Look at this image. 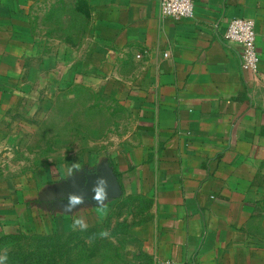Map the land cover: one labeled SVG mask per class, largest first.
<instances>
[{
	"label": "crops",
	"instance_id": "0c3cea01",
	"mask_svg": "<svg viewBox=\"0 0 264 264\" xmlns=\"http://www.w3.org/2000/svg\"><path fill=\"white\" fill-rule=\"evenodd\" d=\"M233 18L255 24V73L223 41ZM56 72L115 101L126 131L69 175L48 166L34 189L0 193V239L23 213L35 219L34 203L70 224L92 214L77 231L91 264H264L248 232L264 203V0H195L181 21L163 17L160 0H0V123ZM117 207L129 217L106 237L104 262L97 209Z\"/></svg>",
	"mask_w": 264,
	"mask_h": 264
},
{
	"label": "rangeland",
	"instance_id": "374dc122",
	"mask_svg": "<svg viewBox=\"0 0 264 264\" xmlns=\"http://www.w3.org/2000/svg\"><path fill=\"white\" fill-rule=\"evenodd\" d=\"M55 74L45 84L42 80L40 88L21 95L18 111L3 114L0 193H5L9 186L34 189L39 171L48 166L69 175L76 171L74 165L83 154L106 156L120 147L126 127L116 102L76 83L68 72L62 79L59 72ZM32 207L35 219L28 221L27 213H23L16 232L0 239V257L7 254V261L0 260V264H91L93 246L85 241L84 233L77 232L78 228L73 230L59 216L51 217L43 207L34 203ZM126 214L128 211L119 207L104 212L103 230H118L129 217ZM89 215L92 214L84 211L79 213V219L88 225ZM248 232L252 243L264 248V203ZM60 233L64 236L52 239ZM116 241L121 248L127 246L124 239ZM110 243L106 238L98 246L105 250L104 262L107 249L115 247Z\"/></svg>",
	"mask_w": 264,
	"mask_h": 264
},
{
	"label": "built area",
	"instance_id": "2783aa9c",
	"mask_svg": "<svg viewBox=\"0 0 264 264\" xmlns=\"http://www.w3.org/2000/svg\"><path fill=\"white\" fill-rule=\"evenodd\" d=\"M163 17L181 21L193 18L195 0H160ZM254 22L244 18H233L227 22L223 41L227 45H238L242 48V67L251 73L257 72L259 55L256 49ZM162 264H173L165 261Z\"/></svg>",
	"mask_w": 264,
	"mask_h": 264
},
{
	"label": "clouds",
	"instance_id": "9594fccd",
	"mask_svg": "<svg viewBox=\"0 0 264 264\" xmlns=\"http://www.w3.org/2000/svg\"><path fill=\"white\" fill-rule=\"evenodd\" d=\"M75 168H80L81 165L79 163L74 165ZM71 171V169H69ZM96 199L98 201H102L104 199V193L102 189H97V195ZM81 202V199L79 197H72V205H76ZM99 212H105L104 208L97 209ZM71 227L73 230H76L79 227L80 231H85L87 229V225L84 224V222L81 219H72ZM99 236L101 238H106L109 236V232L107 230H103L99 233ZM0 260L7 261V254L5 253L2 257H0Z\"/></svg>",
	"mask_w": 264,
	"mask_h": 264
},
{
	"label": "water",
	"instance_id": "95a60500",
	"mask_svg": "<svg viewBox=\"0 0 264 264\" xmlns=\"http://www.w3.org/2000/svg\"><path fill=\"white\" fill-rule=\"evenodd\" d=\"M103 178L107 181L110 191H112L115 188L117 189L118 185L112 173H109L108 175H104Z\"/></svg>",
	"mask_w": 264,
	"mask_h": 264
},
{
	"label": "trees",
	"instance_id": "16d2710c",
	"mask_svg": "<svg viewBox=\"0 0 264 264\" xmlns=\"http://www.w3.org/2000/svg\"><path fill=\"white\" fill-rule=\"evenodd\" d=\"M62 236H64V234H61L60 236H53L52 239H54V238H58V237L61 238ZM54 264H55V263H54Z\"/></svg>",
	"mask_w": 264,
	"mask_h": 264
}]
</instances>
